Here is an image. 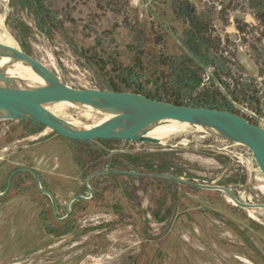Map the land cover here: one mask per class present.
I'll use <instances>...</instances> for the list:
<instances>
[{"label": "rangeland", "instance_id": "rangeland-1", "mask_svg": "<svg viewBox=\"0 0 264 264\" xmlns=\"http://www.w3.org/2000/svg\"><path fill=\"white\" fill-rule=\"evenodd\" d=\"M258 3L264 0H0V42L10 40L73 89L217 109L260 125ZM200 45L212 56L208 69L191 58ZM27 67L17 62L7 72L45 84ZM64 108L58 117L82 129L111 118ZM173 129L160 145L74 144L34 122L0 121V194L10 187L0 198V264H264V209L198 188H224L242 204L264 206V175L252 152L202 130ZM21 170L36 174L51 197ZM79 196L86 200L71 202Z\"/></svg>", "mask_w": 264, "mask_h": 264}, {"label": "water", "instance_id": "water-1", "mask_svg": "<svg viewBox=\"0 0 264 264\" xmlns=\"http://www.w3.org/2000/svg\"><path fill=\"white\" fill-rule=\"evenodd\" d=\"M7 53L17 62L31 67L47 85L31 87L15 77L6 76V70V72L0 70V121L34 122L67 140L76 142L120 141L156 145L162 142L148 137L150 131L170 124L186 125L246 147L252 152L256 164L264 175V129L249 123L241 116L217 109L159 102L139 94L73 89L38 61L18 49L0 44V58H5L4 54ZM59 103H68L82 109L90 108L107 113L111 118L91 129H82L55 116L46 108L48 105ZM32 175L41 192L51 197L48 192L41 189L36 174ZM154 177L180 182L167 176ZM198 188L224 192L237 206L246 210L264 209V206L242 204L224 188L204 186ZM9 189L8 186L6 191L0 194V198L5 197ZM81 199L86 200L79 196L73 198L71 202Z\"/></svg>", "mask_w": 264, "mask_h": 264}, {"label": "bare ground", "instance_id": "bare-ground-1", "mask_svg": "<svg viewBox=\"0 0 264 264\" xmlns=\"http://www.w3.org/2000/svg\"><path fill=\"white\" fill-rule=\"evenodd\" d=\"M8 40H9V38H8ZM10 41V40H9ZM7 42L6 41V43H1L0 42V44L1 45H4V46H6V47H10V48H14V49H17L16 47H14V45L11 43V42ZM5 55V58H4V60L3 61H0V70H2V71H8L10 68H12L13 67V65H15L16 63H17V60L14 58V57H12L11 56V54H4ZM27 69V72H28V74L29 75H34L39 81H41V79H40V77L36 74V72L34 71V70H32L31 69V67H27L26 68ZM5 71V72H6ZM9 76V77H13V76H11L8 72H7V74H6V76ZM23 75H25V74H23ZM17 78V77H16ZM23 79V78H22ZM27 81H25V82H27V84H28V86H31V87H41V86H45V85H47L46 83L45 84H43V85H40V83H38V82H34V81H32V80H29V79H26ZM23 81V80H22ZM68 103H59V104H55L56 105V107H55V110H48V111H50L52 114H54L55 116H57L58 117V115L56 114V112L55 111H62V109L67 105ZM50 109V108H49ZM85 109H87V110H91V111H94V110H92V109H90V108H85ZM64 110H65V108H64ZM63 110V111H64ZM87 117H90V114L89 113H87ZM110 119V118H109ZM73 120V119H72ZM107 120V119H106ZM105 121V120H104ZM73 123V122H72ZM75 126H77V125H75ZM172 126H174V129H176V130H180V131H185L186 129H188V128H190L191 129V127H189V126H186V125H181V124H170V125H168V126H165V127H171V128H169L170 130H164V131H160V129H162V128H165V127H158V128H155L154 130H152V131H150L149 133H148V137H151V138H154V139H158V140H162V138L163 137H165V136H167V135H169L171 132H172ZM78 127V126H77ZM93 128V127H92ZM174 129H173V131H174ZM196 130H200V129H196ZM203 131V130H202ZM229 201L230 202H232L233 204H235L231 199H229ZM236 205V204H235Z\"/></svg>", "mask_w": 264, "mask_h": 264}, {"label": "trees", "instance_id": "trees-1", "mask_svg": "<svg viewBox=\"0 0 264 264\" xmlns=\"http://www.w3.org/2000/svg\"><path fill=\"white\" fill-rule=\"evenodd\" d=\"M256 6H257V9L262 8L263 9L262 11L264 12L263 3H258V4H256ZM175 10L177 11L178 9H175ZM188 16H189L190 22H192V24H194L195 29L198 33L196 36H197V38H199L200 36H202L201 35L202 29L198 25L195 24V23H197V21L199 19H198V16L195 14L194 8L191 9V12L189 13ZM188 16H186V17H188ZM262 18L264 19V17H262ZM202 43L204 44V41H202ZM191 58L194 60V62L199 63L204 69H208L210 67V65L214 64V62L212 61L213 60L212 56L210 55V51L208 49L203 48L201 45L198 46L196 51L193 52V55H191ZM145 97L150 98L148 96H145ZM71 142L74 144H82V142H76V141H71ZM96 142L104 143L106 141H96Z\"/></svg>", "mask_w": 264, "mask_h": 264}, {"label": "built area", "instance_id": "built-area-1", "mask_svg": "<svg viewBox=\"0 0 264 264\" xmlns=\"http://www.w3.org/2000/svg\"><path fill=\"white\" fill-rule=\"evenodd\" d=\"M250 123V122H249ZM262 124H260V125H257V126H259V127H261V128H263L264 129V120H262V122H261Z\"/></svg>", "mask_w": 264, "mask_h": 264}, {"label": "flooded vegetation", "instance_id": "flooded-vegetation-1", "mask_svg": "<svg viewBox=\"0 0 264 264\" xmlns=\"http://www.w3.org/2000/svg\"><path fill=\"white\" fill-rule=\"evenodd\" d=\"M22 172H25V173H29V174H32V172L31 171H28V170H21ZM14 174V173H13ZM12 174V175H13Z\"/></svg>", "mask_w": 264, "mask_h": 264}]
</instances>
